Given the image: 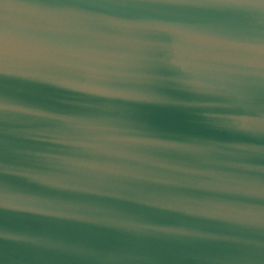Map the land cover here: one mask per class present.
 Wrapping results in <instances>:
<instances>
[{"label": "water", "instance_id": "obj_1", "mask_svg": "<svg viewBox=\"0 0 264 264\" xmlns=\"http://www.w3.org/2000/svg\"><path fill=\"white\" fill-rule=\"evenodd\" d=\"M0 264H264V0H0Z\"/></svg>", "mask_w": 264, "mask_h": 264}]
</instances>
